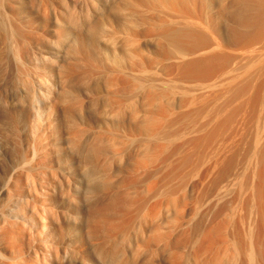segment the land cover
<instances>
[{
  "label": "rangeland",
  "instance_id": "1",
  "mask_svg": "<svg viewBox=\"0 0 264 264\" xmlns=\"http://www.w3.org/2000/svg\"><path fill=\"white\" fill-rule=\"evenodd\" d=\"M185 1L121 10L113 0L78 3L77 17L98 29H83L84 41L74 29L58 35L44 11L63 10L55 0L0 5V264H112L102 254L112 250L113 264H203L212 253L223 264H261L250 256V232L264 103L226 125L238 101L225 105L227 88H205L212 82L183 69L215 46V34L184 55L161 32L208 27L205 1ZM68 39L90 53L66 54L57 43ZM43 51L48 64L36 70ZM77 60L88 74L79 84L80 63L69 79L60 71ZM91 147L102 155L89 158ZM231 158L234 178L216 197L213 181ZM101 177L111 188L98 194Z\"/></svg>",
  "mask_w": 264,
  "mask_h": 264
},
{
  "label": "bare ground",
  "instance_id": "2",
  "mask_svg": "<svg viewBox=\"0 0 264 264\" xmlns=\"http://www.w3.org/2000/svg\"><path fill=\"white\" fill-rule=\"evenodd\" d=\"M8 1L10 2L11 0H0V5ZM85 1L86 3H88L87 2L88 0H55V3L58 4L59 7L62 8L63 10L56 9V11L54 12V17L49 16L47 12L48 7H44V11L47 15L46 18L47 19L49 18L50 20L53 19L57 23L59 27L57 28V32L61 38H65V37L67 38L68 36L70 38V36L74 33L71 31L72 29H74L75 33L78 35L77 38L79 37L82 40L84 39L82 38L83 29L87 30V32L92 31V33L94 31L95 33L93 34L95 35L98 33V32L96 33V31H98V29L96 30L95 28L96 26L93 27V24L91 23H89L90 25L88 24L86 25V23L81 22V19L77 17L76 6L78 3L81 2L83 3ZM131 1L138 2L139 0H113L112 3L114 7L121 10L122 8L127 7L129 5V2ZM204 1H205L206 13H207L206 16L208 20L207 23L208 30L207 28H205L200 24L192 23L185 27L165 25L162 27L161 32L166 36L168 41L172 42L173 44L179 47H182L184 51L183 52L184 55H194L197 52H199L202 46L211 44L209 37L206 33L207 31L209 33L215 34L216 36V37L214 36L215 46L208 52L205 53L203 52L204 55L202 54L203 55L202 57H196L184 62L183 69L185 70V72H187L188 75H190L193 78H198L201 80L212 82L210 84H206V86H204L205 88H211V89H213L214 87L227 88V90L230 92V96H228V99H226L228 100L227 101L228 103H225V105L226 104L229 105L231 104V102L238 101V103L236 102L237 107L234 106L236 107L235 110L231 109L232 112L230 114L228 112V115L225 118L226 125L228 124L231 127L232 124L236 122L237 119L236 115L238 113L241 114L246 105H250V106L245 111L249 113L251 116H254L256 113L255 110H257L264 103V0H204ZM142 2L143 3L145 2L146 4L152 3L154 5L169 3L172 4L173 6H179L185 4L186 1L185 0H142ZM123 19L124 21H126V18ZM68 25L69 27H71V29L68 27ZM18 29L21 28L19 27ZM136 31L133 32V34L137 36H141L143 34V32L140 30L137 32ZM16 32H18V30ZM18 33L19 36L21 35L22 37L26 38L30 36L32 32L28 30L26 32L25 30L24 32H18ZM74 35L75 34H73V37ZM71 41H69V43L67 42L69 45L67 47L63 45V41L62 43H57V46H60L61 44L60 47L62 49L65 48L66 54L71 53L74 56L75 55L79 56V54L81 53L84 54V52L86 51L84 49L85 47H83L82 44L77 43L76 40H71ZM46 52L47 51H43V53H38V55H35V58L32 57V59L34 58L35 65L32 64L31 65L34 66L35 69L36 68L41 69V66H43L42 69L45 70L49 61L48 56L45 54ZM76 58L78 59L79 57L76 56ZM78 60L76 62L72 61L71 63H75L74 64L75 66L74 65L70 66L67 71H65L64 68L60 70L61 73H63L62 76L64 78L69 79L72 75L71 73H75L74 71L76 70L75 67H77L79 63L80 64L83 63V61L79 62ZM89 60L90 57L88 56V60L86 61L84 60L85 65L86 63L87 64L90 63L87 62ZM83 64H81L80 67H82ZM90 64L93 65L92 63ZM85 65L83 66L84 68ZM89 65H86L87 67L85 68V71L89 67H91L89 69H92L93 66L91 65L89 66ZM61 67H59V69H61ZM80 67L78 66L76 71L79 72V70L81 69ZM83 67L82 70H80L83 73L80 72L79 73L81 77L84 76L86 77L89 74L87 72L89 71V69L86 71L88 73L87 74L85 71H83L84 70ZM90 75L92 74L90 73ZM37 76L40 79L42 78V76L39 75L38 73ZM85 77L81 78L80 82L77 80L78 84L82 83L83 81L86 82ZM254 90L256 92L250 94L251 91ZM62 94L64 99H67L68 96V100L71 101V99H69L68 93L63 92ZM216 95L218 96L219 94ZM214 98H216V96ZM212 101H214V99ZM65 103H69V101H65ZM76 105H78V103ZM67 107L68 106H66V108ZM11 116L13 115L11 114ZM11 116L9 117L11 118ZM19 118L20 117L16 115V118L13 117L12 119L17 120ZM233 119H235L234 122ZM229 122H231V124ZM261 126L259 125V127ZM73 129L74 132H72V134L78 132L76 136L80 135L78 129L77 131H75L76 129L74 127L72 128V130ZM259 129H261L262 131V129H264V125L263 128H259ZM262 132H263L262 135H264V131ZM258 133L260 134V132ZM262 135H258V136L261 137ZM260 148H261L260 149L261 167L259 172L257 173V178L254 183V194L256 197V202L253 203V210H252V212H254L253 214L254 220L257 221L256 222L254 221L256 223V226L250 232V237H251L250 256L251 258L258 259L261 264H264V142L262 146H260ZM101 155H102V150L99 149L98 147H91L88 150V157L91 159L92 158L97 159ZM234 166H235L234 160L232 158L229 159L228 165L224 169L219 171L217 176L215 177L213 181V189L215 190L214 192L216 197L221 195V191L228 188V182L230 178L231 177L234 178V170H233ZM93 167L95 166H92L91 170H93ZM90 171L89 174L95 175L94 171L92 172ZM99 183L100 184L94 188V191L97 192L98 194L104 191L108 192V190L111 188L108 181L105 180L104 178L101 179ZM211 245H212V241H208L207 250L209 252H211L210 251ZM104 252L106 253L107 251ZM104 252H102L103 255H108L110 253L109 254L110 258H113L110 259V262L113 264L115 257L117 258V255L114 257L115 251L113 250L108 251L107 254H105ZM212 254L213 255H211L209 259L204 260L203 264H223L222 260L218 257L217 254L215 253ZM116 262L114 264H118Z\"/></svg>",
  "mask_w": 264,
  "mask_h": 264
}]
</instances>
